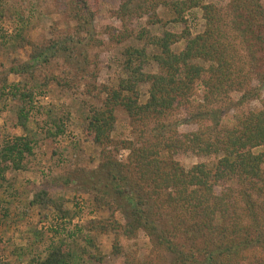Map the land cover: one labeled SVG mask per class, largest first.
<instances>
[{"label":"trees","instance_id":"1","mask_svg":"<svg viewBox=\"0 0 264 264\" xmlns=\"http://www.w3.org/2000/svg\"><path fill=\"white\" fill-rule=\"evenodd\" d=\"M41 1L67 7L76 25L43 45L24 42L32 48L30 61L11 70L20 82L2 80L0 100L21 103L17 125L24 131L35 113L45 111L51 125L46 137L55 141L66 134L70 115L62 112L55 118V108L37 107L36 88L57 84L78 94L84 85V95L92 100L105 95L100 106L86 104V131L100 149L101 162L97 169L78 174L84 175L79 177L89 185L96 206L110 215L105 221L71 229L76 212L65 198L41 190L29 208L46 212L45 219L52 215L59 241L51 239L47 244L36 228V253L21 248L16 257L20 261L29 257L27 264L101 263L99 234L114 236L113 254L120 256L123 239L145 232L154 250L170 255V264H264V152L260 150L264 109L245 108L261 99L264 88L263 0H232L223 6L206 0H120L115 15L125 30L111 32L112 38L123 43L135 35L145 45L125 49V77L115 88H98L97 70L90 61L91 52L102 44L95 29L100 0ZM160 8L177 24H185V14L200 9L204 32L195 37L189 29L160 36L148 29L134 34L133 20L148 16L149 22L160 23ZM4 14L0 8L1 18ZM18 22L17 34L24 41L28 23L23 16ZM181 42L184 49L176 52L173 48ZM59 59L61 76L43 77L39 67H52ZM152 62L159 73L145 72ZM143 86H148L146 100ZM198 91L202 98L195 106ZM120 109L130 119L133 140L113 139ZM231 111L230 124L226 119ZM180 116L197 129L181 133ZM36 144L23 136L5 140L0 147V178L27 171ZM121 150L128 152L123 161L116 158ZM180 153L215 160L186 169L175 159ZM124 264L140 263L128 259Z\"/></svg>","mask_w":264,"mask_h":264},{"label":"rangeland","instance_id":"2","mask_svg":"<svg viewBox=\"0 0 264 264\" xmlns=\"http://www.w3.org/2000/svg\"><path fill=\"white\" fill-rule=\"evenodd\" d=\"M219 6L227 5L232 0H206ZM120 0H100L98 15L95 20V29L98 39L102 41L101 46L95 48L90 54L92 68L97 70L96 85L98 88H115L119 81L125 77L123 71V53L129 46L143 47L144 41L139 42L133 35L128 41L116 42L111 32L122 33L125 27L116 17ZM264 5V0H263ZM0 8L4 17L0 15V90L2 80L8 77L9 83H18L21 78L11 73V70L19 64L30 61L32 53L31 46L24 45V42H32L36 45L47 43L54 36L70 31L76 23L68 17L69 9L55 2L41 0H0ZM161 22L153 24L149 17L134 19L130 29L134 34H139L143 29H148L153 35L160 36L163 32L182 33L189 29L192 37L202 34L205 30V21L200 9L192 10L185 14L186 23H174L164 8L157 12ZM19 16L27 20L24 41L19 38L17 32L20 29ZM176 52L184 49V43L173 48ZM42 76H61L63 60L59 59L52 67L40 66ZM145 72L159 73L156 63H150ZM90 80V79H89ZM43 82V81H40ZM35 85V83L31 84ZM38 85V84H37ZM258 82H253L257 87ZM30 86V85H29ZM82 85L78 94L57 84H50L46 87L36 88L35 105L48 110L55 108L54 117L58 118L62 112L69 113L70 122H67L66 134L55 141L46 137V130L51 126L50 120L45 111L35 113L28 130L24 131L17 125V112L21 103L13 99L0 100V147L5 140L13 137H28L36 141L35 156L29 158L27 171L8 172L3 179L0 178V264H27L29 257H16L17 250L21 248L33 249L36 253V246L33 244L36 237L33 231L39 230L44 233V240L49 243L51 239L58 242L53 232L57 222L52 215L44 218L45 213L37 209L29 208V203L36 193L47 190L54 197H63L67 206L76 212L77 218L69 227L75 229L77 226H87L92 222H102L109 218L110 213L100 210L90 193L82 177L78 172L93 171L99 167L101 162L100 149L94 145L86 131L87 126V105L94 103L101 105V100L87 97ZM193 102L195 106L201 103L202 93L198 91ZM143 100L148 98V86L142 87ZM240 95L234 96L239 100ZM246 110L264 109V88L262 97L258 101L245 106ZM116 130L113 139L117 142L133 140L132 126L126 112L122 109L117 113ZM234 111H231L227 119L233 123ZM177 118V117H175ZM179 131L189 133L197 129L194 123H186V117H179ZM178 119V118H177ZM264 152V146L260 149ZM128 152L121 150L116 158L125 160ZM186 169L201 163H210L213 157H198L193 154L180 153L175 156ZM47 214V213H46ZM118 217L123 221L121 215ZM97 246L103 255L101 263L87 261V264H124L126 260H133L138 263L153 262V264H170L171 257L167 253L154 250L150 238L145 232H140L135 239H123L121 242L122 253L120 256L113 254L114 236L111 234H99ZM42 242V241H40ZM40 244V243H39ZM46 245V244H45ZM44 251V245L41 246ZM28 254V252H27ZM22 256V254L20 253Z\"/></svg>","mask_w":264,"mask_h":264}]
</instances>
